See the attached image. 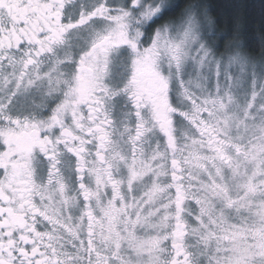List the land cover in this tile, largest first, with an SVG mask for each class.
<instances>
[{"label":"snow or ice","instance_id":"obj_1","mask_svg":"<svg viewBox=\"0 0 264 264\" xmlns=\"http://www.w3.org/2000/svg\"><path fill=\"white\" fill-rule=\"evenodd\" d=\"M219 23L0 0V264H264V41Z\"/></svg>","mask_w":264,"mask_h":264},{"label":"trees","instance_id":"obj_2","mask_svg":"<svg viewBox=\"0 0 264 264\" xmlns=\"http://www.w3.org/2000/svg\"><path fill=\"white\" fill-rule=\"evenodd\" d=\"M184 3L185 0H175ZM218 33H227L225 45L239 42L249 51L258 49L264 41V0H204Z\"/></svg>","mask_w":264,"mask_h":264},{"label":"rangeland","instance_id":"obj_3","mask_svg":"<svg viewBox=\"0 0 264 264\" xmlns=\"http://www.w3.org/2000/svg\"><path fill=\"white\" fill-rule=\"evenodd\" d=\"M218 41H219V38H218Z\"/></svg>","mask_w":264,"mask_h":264}]
</instances>
